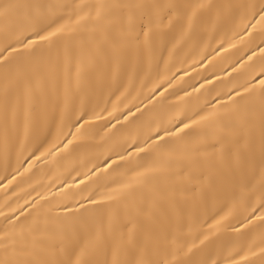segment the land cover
Returning <instances> with one entry per match:
<instances>
[{
    "label": "bare ground",
    "instance_id": "obj_1",
    "mask_svg": "<svg viewBox=\"0 0 264 264\" xmlns=\"http://www.w3.org/2000/svg\"><path fill=\"white\" fill-rule=\"evenodd\" d=\"M262 81L264 0H0V264H264Z\"/></svg>",
    "mask_w": 264,
    "mask_h": 264
},
{
    "label": "snow or ice",
    "instance_id": "obj_2",
    "mask_svg": "<svg viewBox=\"0 0 264 264\" xmlns=\"http://www.w3.org/2000/svg\"><path fill=\"white\" fill-rule=\"evenodd\" d=\"M41 39H46V37H40ZM262 84H264V81L261 82Z\"/></svg>",
    "mask_w": 264,
    "mask_h": 264
}]
</instances>
